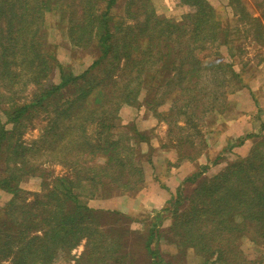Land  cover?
Returning a JSON list of instances; mask_svg holds the SVG:
<instances>
[{
  "label": "trees",
  "instance_id": "16d2710c",
  "mask_svg": "<svg viewBox=\"0 0 264 264\" xmlns=\"http://www.w3.org/2000/svg\"><path fill=\"white\" fill-rule=\"evenodd\" d=\"M180 3L193 9L182 22L159 16L153 0H0V86L10 96L9 104L0 100L7 115L6 123L0 120V191L12 195L0 209V264H56L83 242L75 264H183L191 253L199 264H264L259 146L211 178L205 177L210 164L188 176L164 208L168 218L146 216L143 230L132 228L133 216L89 205L145 187V165L152 160H143L144 134L120 123L123 106L143 105L177 119L206 90L198 89L203 68L219 70L221 87L231 76L239 78L230 62L203 66L197 51H232L238 18L257 22L264 38L261 19L250 15L246 0H229L231 18L209 0ZM49 14L73 51L97 53L83 73L59 61V46L49 40ZM208 97L204 105L214 110L216 99ZM163 106L168 110H159ZM47 112L54 115L43 120L44 142L27 146V120ZM43 156L49 158L41 161ZM52 164L66 172L56 174ZM32 178L42 180L41 193L21 189ZM187 185L195 186L190 196ZM246 242L254 258L245 253Z\"/></svg>",
  "mask_w": 264,
  "mask_h": 264
},
{
  "label": "rangeland",
  "instance_id": "374dc122",
  "mask_svg": "<svg viewBox=\"0 0 264 264\" xmlns=\"http://www.w3.org/2000/svg\"><path fill=\"white\" fill-rule=\"evenodd\" d=\"M209 1L219 13L232 17L229 0ZM246 2L250 15L260 18L261 24L264 26V0L263 3L262 0H246ZM153 4L159 16L176 22H182L185 15L193 10L182 5L180 0H153ZM47 21L49 40L52 44L59 46V61L64 64H71L77 75L83 73L93 63L97 53L93 49L73 51L65 44L66 37L60 33L56 18L49 14ZM260 30L261 28L257 22L251 19L250 21L246 19L242 21L241 18H238L233 22V31L230 35L233 42L232 51L226 48H216L217 51L220 50L221 56L215 55V49L210 54L205 51H197L196 56L203 59V66L205 64L213 65L214 63L230 62L233 64L235 72L239 74V78L228 76L231 81L224 83V86L221 87L220 81L223 77L220 75L219 70L203 68L199 72L200 84L198 89L203 88L206 90L192 102L187 114L177 117V119H167V117H164L166 115L158 116L157 113L159 112L151 111L143 105L122 107L119 112L120 123L125 127H134L144 134L145 141L140 145L141 152L146 155L143 160L144 162L148 158L152 160V164L145 165V187L137 195L144 191L146 187H150L151 184L148 183L156 181L159 177L164 182L170 181V185L173 186L172 177H176V175H172V172H177L179 178L183 176L186 179L188 176L200 172L202 167L210 164L205 177L211 178L224 171L229 165L250 156L258 146L264 152V129H262L264 124V38H260ZM206 54H209L210 57L207 58ZM52 80L59 83V78L56 76ZM32 92L33 89L24 92L20 97H26V94L29 93L30 95ZM196 93H198L197 90ZM206 93L207 95L204 96ZM2 94H4V87L0 86V100L9 104L10 96L6 97ZM208 95L216 99L214 110L208 111L206 105H204L211 102ZM144 98L145 93L140 95L139 102H142ZM156 99L162 100L163 94L157 93ZM180 106H182V100L179 101ZM168 108L169 106H163L159 110L166 111ZM49 114L54 115L53 112H47L38 115L37 119L32 122L27 120V125L22 129L24 132L22 141L27 146L34 143L41 146L44 142L42 138L45 137L44 131L47 124L43 120ZM0 120L2 123L7 121V115L1 105ZM7 128L11 129L12 125H7ZM130 133L133 135L132 132ZM247 136L250 137L245 138ZM243 140L244 143L242 144ZM48 158L43 156L41 161ZM215 161L217 164L211 165ZM52 165L56 174L66 172L63 166ZM181 184L182 182L179 186L176 185V188H172L170 199L177 193ZM20 187L27 192L41 193L43 191L40 178L26 180L21 183ZM194 187L187 185L185 188L184 186V194L190 196ZM123 197L126 196L113 199ZM29 198L30 200L33 199L32 196ZM11 199V194L0 191V209L4 208ZM184 205H187V203L185 202ZM149 215L152 217L159 215L158 220L168 218V213L164 212V208L161 210L150 209L145 213L136 214L137 222L132 225V228L143 230L142 223ZM169 225L170 221L164 222V226ZM84 244L85 242L79 245L69 256L61 255L56 264H75V261L84 252ZM163 250L167 253H176L175 248L170 246H164ZM244 250L248 257H255V250L249 242L245 243ZM199 263V259L194 258V254L191 253L183 264Z\"/></svg>",
  "mask_w": 264,
  "mask_h": 264
},
{
  "label": "crops",
  "instance_id": "0c3cea01",
  "mask_svg": "<svg viewBox=\"0 0 264 264\" xmlns=\"http://www.w3.org/2000/svg\"><path fill=\"white\" fill-rule=\"evenodd\" d=\"M172 175H176V177H172L173 186L170 185V181L164 182L159 177L156 181L148 183L151 184L150 187H146L144 191L137 196H126L105 202L92 200L89 202V205L92 208L119 211L133 217H135L136 214L145 213L150 209L161 210L168 204L171 197V191H173L172 188H176V185L179 186L184 180L183 176H180V178L177 176V172H172ZM254 253L256 256V251H254Z\"/></svg>",
  "mask_w": 264,
  "mask_h": 264
}]
</instances>
